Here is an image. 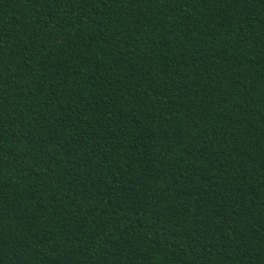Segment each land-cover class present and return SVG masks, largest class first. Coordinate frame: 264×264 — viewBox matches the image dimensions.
<instances>
[{
    "label": "trees",
    "instance_id": "obj_1",
    "mask_svg": "<svg viewBox=\"0 0 264 264\" xmlns=\"http://www.w3.org/2000/svg\"><path fill=\"white\" fill-rule=\"evenodd\" d=\"M0 264H264V0H0Z\"/></svg>",
    "mask_w": 264,
    "mask_h": 264
}]
</instances>
